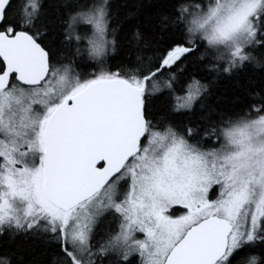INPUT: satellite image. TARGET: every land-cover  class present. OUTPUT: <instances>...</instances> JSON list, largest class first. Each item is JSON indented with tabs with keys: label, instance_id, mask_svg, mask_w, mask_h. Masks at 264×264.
Here are the masks:
<instances>
[{
	"label": "snow or ice",
	"instance_id": "1",
	"mask_svg": "<svg viewBox=\"0 0 264 264\" xmlns=\"http://www.w3.org/2000/svg\"><path fill=\"white\" fill-rule=\"evenodd\" d=\"M112 7L0 0V264H264V0Z\"/></svg>",
	"mask_w": 264,
	"mask_h": 264
},
{
	"label": "trees",
	"instance_id": "2",
	"mask_svg": "<svg viewBox=\"0 0 264 264\" xmlns=\"http://www.w3.org/2000/svg\"><path fill=\"white\" fill-rule=\"evenodd\" d=\"M112 11L114 13V18L121 27L125 30L129 27V22L125 19L128 12L133 11L132 5L136 3V0H111ZM116 27V25H113ZM127 58V48L122 46L113 53L110 57V63L113 66H118L122 62H126ZM87 70V69H86ZM258 73L259 70L257 69ZM253 75V70L249 68L245 73H241V80L246 76ZM234 91L233 82L231 80H221L217 86L213 89V96L210 98V102H215L216 96H223L227 100L231 99ZM198 115V113H197ZM7 239V237H0V240ZM17 243H22L24 248L23 256L25 264H30L31 261L35 260L37 262H50L52 257V250L45 254L44 247L40 244H33L32 241H24L23 237L17 240Z\"/></svg>",
	"mask_w": 264,
	"mask_h": 264
}]
</instances>
